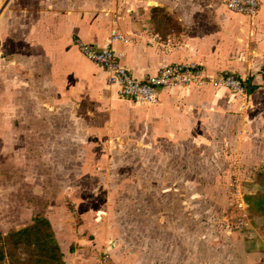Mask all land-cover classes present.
<instances>
[{"label":"crops","instance_id":"crops-1","mask_svg":"<svg viewBox=\"0 0 264 264\" xmlns=\"http://www.w3.org/2000/svg\"><path fill=\"white\" fill-rule=\"evenodd\" d=\"M258 2L248 16L230 11L227 0H0V134L11 119L24 120L32 95L36 119L49 121L50 135L69 139L73 153L85 152V160L69 159L71 169L90 167L89 153L103 158L102 137L111 130L119 138L111 150L123 158L152 152L154 144L181 150V142L200 133L216 153L226 149L229 159L263 166L264 0ZM113 33L126 41L112 40ZM78 39L114 50L136 79L168 65L196 64L213 78L234 74L246 95L208 84L165 87L152 105L123 99L107 72L80 54ZM164 151L156 150V162L166 160ZM49 214L64 264H103L105 253L110 264H186L185 245L174 247L165 223L143 260L86 213L73 228L71 220ZM205 264H214L211 257Z\"/></svg>","mask_w":264,"mask_h":264},{"label":"rangeland","instance_id":"rangeland-1","mask_svg":"<svg viewBox=\"0 0 264 264\" xmlns=\"http://www.w3.org/2000/svg\"><path fill=\"white\" fill-rule=\"evenodd\" d=\"M26 100L24 120L11 119L10 129L0 134L2 237L31 226L37 217L49 220V213L66 224L71 220L73 228L86 213L91 222L113 230L111 241L143 260L165 223L174 247L185 245L186 264L210 263V257L214 264H264V218L254 216L246 202L259 191L264 165L245 166L229 159L226 149L216 153L200 133L181 142V150L154 144L152 152L123 158L111 150L119 140L111 130L102 137L103 158L89 153L90 167L71 169L69 159L85 160V152L73 153L69 139L50 135L49 121L36 119L40 110L33 96ZM161 149L166 160L156 162ZM81 196L83 210L77 204ZM17 253L28 258L23 250Z\"/></svg>","mask_w":264,"mask_h":264},{"label":"built area","instance_id":"built-area-1","mask_svg":"<svg viewBox=\"0 0 264 264\" xmlns=\"http://www.w3.org/2000/svg\"><path fill=\"white\" fill-rule=\"evenodd\" d=\"M259 7L258 0H227V8L238 14L253 16ZM112 40L126 41L124 36L112 34ZM76 45L80 54L89 61L99 65L108 74V82L118 87L119 96L140 104H156L161 90L165 87L178 88L191 85H211L214 88L229 89L234 95L244 97L246 90L241 79L234 74L213 78L205 75L196 64H172L160 68L154 75L136 79L121 62V56L111 48L98 49L83 43L79 39ZM111 256L105 253L103 264H110Z\"/></svg>","mask_w":264,"mask_h":264},{"label":"trees","instance_id":"trees-1","mask_svg":"<svg viewBox=\"0 0 264 264\" xmlns=\"http://www.w3.org/2000/svg\"><path fill=\"white\" fill-rule=\"evenodd\" d=\"M257 183L259 191L247 196L246 202L254 216L264 218V168L259 170ZM21 250L27 253L26 260L18 257ZM0 264H64L49 221L37 217L31 226L0 235Z\"/></svg>","mask_w":264,"mask_h":264},{"label":"water","instance_id":"water-1","mask_svg":"<svg viewBox=\"0 0 264 264\" xmlns=\"http://www.w3.org/2000/svg\"><path fill=\"white\" fill-rule=\"evenodd\" d=\"M249 92H251V86H249Z\"/></svg>","mask_w":264,"mask_h":264}]
</instances>
